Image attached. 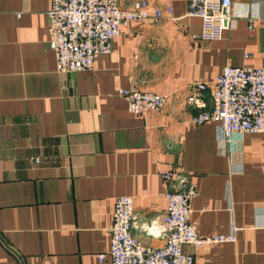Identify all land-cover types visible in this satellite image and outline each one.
<instances>
[{"label":"crops","instance_id":"1","mask_svg":"<svg viewBox=\"0 0 264 264\" xmlns=\"http://www.w3.org/2000/svg\"><path fill=\"white\" fill-rule=\"evenodd\" d=\"M124 7L134 0H115ZM157 21L119 27L111 50L84 71L58 72L48 48L50 0H0V264H109L115 199L132 200L130 233L158 247L144 224L165 211L160 173L174 166L194 185L190 221L200 235L237 228L235 242L184 244L194 264H264V132L229 140L195 124L193 82L224 65L264 67V0H233L219 40L197 35L188 0ZM165 96L138 116L117 90ZM208 100V92H203Z\"/></svg>","mask_w":264,"mask_h":264},{"label":"built area","instance_id":"2","mask_svg":"<svg viewBox=\"0 0 264 264\" xmlns=\"http://www.w3.org/2000/svg\"><path fill=\"white\" fill-rule=\"evenodd\" d=\"M232 4L233 0H188L186 14L200 19V40L221 38L230 25ZM147 6V0H134L128 7L115 0H50L46 11L47 44L54 54L56 70H88L96 56L110 52L111 40L119 27L145 18L157 21L171 13V7L164 5L149 14ZM204 91L208 92L207 101ZM117 93L128 111L138 116L159 111L166 102L165 96L134 86L121 87ZM186 102L196 109L192 122H215L225 140L234 133L264 132V67L224 65L209 84L193 82ZM160 177L165 184V211L141 230L145 235L161 238V245H144L130 233L132 200L121 195L112 207L108 249L96 255L98 262L107 255L109 264H194L192 253L182 249L184 244L199 247L235 242L234 226L227 233H197L190 221V200L196 189L182 170L170 166Z\"/></svg>","mask_w":264,"mask_h":264}]
</instances>
